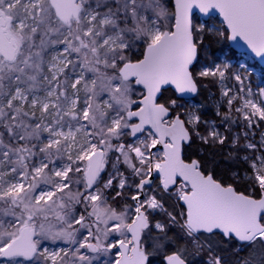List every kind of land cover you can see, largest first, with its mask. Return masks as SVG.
<instances>
[{"label":"snow or ice","instance_id":"obj_1","mask_svg":"<svg viewBox=\"0 0 264 264\" xmlns=\"http://www.w3.org/2000/svg\"><path fill=\"white\" fill-rule=\"evenodd\" d=\"M212 41L264 61V0H0V264H264V86Z\"/></svg>","mask_w":264,"mask_h":264},{"label":"trees","instance_id":"obj_2","mask_svg":"<svg viewBox=\"0 0 264 264\" xmlns=\"http://www.w3.org/2000/svg\"><path fill=\"white\" fill-rule=\"evenodd\" d=\"M209 47H210L213 57L217 55L219 52H222L224 50H228L230 56L232 57L238 56V54L229 47L228 42L216 43L215 41H212ZM263 71H264V68H263ZM136 89L140 90L139 88H136ZM175 96L176 95L174 91L168 88L167 90L162 92L158 102L164 103L169 98H174ZM212 97H215V99H219V87L214 84L209 83L207 87H205L204 85H201L200 94L196 95L192 99V101L196 102L197 104H201L205 106L202 109V111H204L205 113L204 115L205 119L207 120L215 119L217 123H219V118L215 117L216 107L212 102ZM221 110H224V109L222 108ZM244 154L245 153L243 152L240 153L241 156H243ZM225 155H226V152H225ZM184 158L186 160H190L192 158L202 159L204 161V167L206 171H214L218 179H224L226 182L232 180L233 172L239 171L241 178H243L245 174V170L250 171L248 163H243V162L234 163L232 161H225L223 157L220 155H209L207 151L201 148L200 142L198 140L195 141L190 147L188 145H185ZM158 182L159 181L156 180L155 183H158ZM235 183H236V186L240 188L241 185L244 183V181L243 179H241L240 181H236ZM114 195L115 194L112 193L110 196H108V204L111 205L112 207L117 208V210H121L124 207L125 200L118 197L114 201L112 199ZM128 201L131 202L130 197H128ZM151 245H152L151 238H149L148 240L144 242V246L149 251H151ZM149 259L152 262V264H159L161 257L152 255L149 257Z\"/></svg>","mask_w":264,"mask_h":264},{"label":"rangeland","instance_id":"obj_3","mask_svg":"<svg viewBox=\"0 0 264 264\" xmlns=\"http://www.w3.org/2000/svg\"><path fill=\"white\" fill-rule=\"evenodd\" d=\"M225 57L228 58V60H229L231 65H233L235 67H239L240 65H243L244 68L247 69V74H248V76L250 78L246 81V84H248L249 86L252 87L253 92H255L258 89V87L264 86V71H263V68H261L258 64H256V62L250 56L244 55V54H238V56L232 57V56H230L228 50H224L222 52H219L214 57L212 56V59H223ZM139 92H140V90L136 89L135 92L133 93V97L132 98L133 99H139L140 98L139 95H138ZM191 103L197 104L196 102H194L192 100H191ZM233 115L235 116L236 114L233 113ZM236 130L237 129L234 128V131H236ZM261 131H264V127H261L260 129H258L256 131V135L254 137V142H256L258 145H259L260 132ZM127 139L129 141H131L130 137L127 138ZM248 154L249 155H254L256 153L250 152ZM157 180H158V178H157ZM123 208L121 210H123ZM118 211H120V210H118ZM113 237H115L117 239L121 238V237H116L115 234H113V236L109 237V240L111 241L113 239Z\"/></svg>","mask_w":264,"mask_h":264},{"label":"water","instance_id":"obj_4","mask_svg":"<svg viewBox=\"0 0 264 264\" xmlns=\"http://www.w3.org/2000/svg\"><path fill=\"white\" fill-rule=\"evenodd\" d=\"M201 19H205L204 17H201ZM241 44H242V42H240ZM228 44H229V47L232 49V50H234L236 53H239V54H244V55H248V56H250L260 67H264V61H261V59L260 58H258V57H253L249 52H248V50L246 49V47H238L237 46V43L236 42H233V41H228ZM170 88V87H169ZM170 89H172L173 91H174V89L173 88H170ZM174 93H175V91H174ZM162 94V93H161ZM161 94H160V96H161ZM175 95H178V94H176L175 93ZM187 96H189V97H191V94H186ZM160 96H159V98H160ZM195 97V96H194ZM194 97H191V99H193ZM138 100V99H137ZM158 101H159V99H158ZM130 139L132 140L133 138H131L130 137ZM160 149H161V151H162V146H158ZM155 151V150H154ZM183 157H184V151H183ZM157 179V178H156ZM156 179H155V181H156ZM113 251H116V249H114Z\"/></svg>","mask_w":264,"mask_h":264},{"label":"built area","instance_id":"obj_5","mask_svg":"<svg viewBox=\"0 0 264 264\" xmlns=\"http://www.w3.org/2000/svg\"><path fill=\"white\" fill-rule=\"evenodd\" d=\"M59 246H63V245H59ZM51 247H57V245H51Z\"/></svg>","mask_w":264,"mask_h":264}]
</instances>
